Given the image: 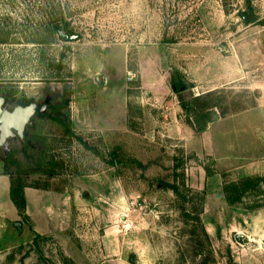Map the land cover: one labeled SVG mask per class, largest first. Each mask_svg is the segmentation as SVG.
I'll list each match as a JSON object with an SVG mask.
<instances>
[{"label": "rangeland", "instance_id": "rangeland-1", "mask_svg": "<svg viewBox=\"0 0 264 264\" xmlns=\"http://www.w3.org/2000/svg\"><path fill=\"white\" fill-rule=\"evenodd\" d=\"M0 97L48 102L9 149L72 197L62 236L0 214V264H264V0H0Z\"/></svg>", "mask_w": 264, "mask_h": 264}, {"label": "crops", "instance_id": "crops-1", "mask_svg": "<svg viewBox=\"0 0 264 264\" xmlns=\"http://www.w3.org/2000/svg\"><path fill=\"white\" fill-rule=\"evenodd\" d=\"M11 174L0 158V214L19 219V211L11 200ZM27 216L33 232L41 236H62L71 226L72 197L69 192L27 186Z\"/></svg>", "mask_w": 264, "mask_h": 264}, {"label": "trees", "instance_id": "trees-1", "mask_svg": "<svg viewBox=\"0 0 264 264\" xmlns=\"http://www.w3.org/2000/svg\"><path fill=\"white\" fill-rule=\"evenodd\" d=\"M250 21L251 20L249 18L247 22ZM175 85H176L175 92L180 93L182 85L180 83H176ZM212 96H213L212 92H209L208 94L205 95H200L196 97L193 101L189 103H184L183 107L186 111L192 110V112H198V111H202L203 109H209L211 108L209 105H202L201 102L203 101V99H209ZM68 103L69 102L67 101V104L66 103L57 104L53 107L52 110L53 111L52 114H54L53 119L63 124L65 127H67V125L65 124V121L60 117L59 113L64 108L65 105L66 106L68 105ZM217 106L218 105H213L212 107H217ZM5 164L7 170L9 169L10 165H16L17 167L18 177L12 180L11 192H10L11 200L17 207L19 211V215L29 220V217L27 216V201L25 196V188L27 186L24 184V181L22 179V169L20 166V162L16 159L15 155L12 154V155H8V157L5 160ZM242 186L243 188H240L239 185L234 184V185H229L225 188V191L227 193V199L230 200L231 204H233L235 201H240L244 197L245 192L251 188V185L248 183V181H245L242 184ZM170 188H172L175 191L178 189L176 185H170Z\"/></svg>", "mask_w": 264, "mask_h": 264}, {"label": "water", "instance_id": "water-1", "mask_svg": "<svg viewBox=\"0 0 264 264\" xmlns=\"http://www.w3.org/2000/svg\"><path fill=\"white\" fill-rule=\"evenodd\" d=\"M60 38L64 41H75L78 39L77 35H68L63 32H60ZM174 90L176 89V86L173 85ZM183 88L181 89V91ZM5 105V99L0 97V147H2L6 152L10 151L9 149V138H12L15 136V132L17 133L18 137L25 142V127L27 125L32 124V117L36 114V106L35 104H31L26 107L18 106L15 108L12 112L3 109V106ZM22 112L25 114V119L22 120L21 124L17 127L12 124H7L6 117L14 116L18 112ZM7 126V131L3 130V127Z\"/></svg>", "mask_w": 264, "mask_h": 264}, {"label": "bare ground", "instance_id": "bare-ground-1", "mask_svg": "<svg viewBox=\"0 0 264 264\" xmlns=\"http://www.w3.org/2000/svg\"><path fill=\"white\" fill-rule=\"evenodd\" d=\"M23 119H25V114L19 111L14 116H10V117L8 116V117H6V120H7L6 123L8 125L9 124H12V125H15V126L18 127L21 124V122H22ZM6 129H7V126H4L3 127V130L4 131H7Z\"/></svg>", "mask_w": 264, "mask_h": 264}, {"label": "flooded vegetation", "instance_id": "flooded-vegetation-1", "mask_svg": "<svg viewBox=\"0 0 264 264\" xmlns=\"http://www.w3.org/2000/svg\"><path fill=\"white\" fill-rule=\"evenodd\" d=\"M31 105V104H30ZM29 106V105H28ZM55 106V105H54ZM54 106H51L50 108H52V110H53V107ZM18 107V106H17ZM16 107V108H17ZM21 107H26V106H21ZM37 108V107H36ZM47 108H49V104H48V102H47V104L45 103L44 105H42V106H40L39 108H37L36 109V114H44L45 112H46V110H47ZM45 111V112H44ZM35 114V115H36ZM46 115H48V114H46ZM28 126V125H27ZM16 133V132H15ZM25 133V132H24ZM17 134V133H16ZM18 136V135H17ZM28 144H30V142H28ZM15 151V150H14ZM8 153L6 154V156H5V158H3V160H4V162H5V160H6V158L8 157V155H12L13 153H12V150H10V151H7ZM6 165V164H5Z\"/></svg>", "mask_w": 264, "mask_h": 264}]
</instances>
